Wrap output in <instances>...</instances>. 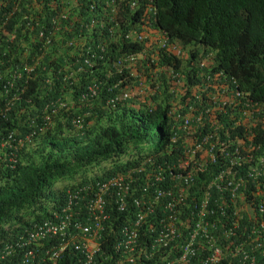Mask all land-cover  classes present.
Wrapping results in <instances>:
<instances>
[{"label":"clouds","instance_id":"clouds-1","mask_svg":"<svg viewBox=\"0 0 264 264\" xmlns=\"http://www.w3.org/2000/svg\"><path fill=\"white\" fill-rule=\"evenodd\" d=\"M156 14L155 0H42L36 6L24 0H0V47H22L23 59L32 49L29 40L43 41V47L68 34L71 39L55 50L57 55L70 51L76 60L75 69L72 65L65 67L62 79L58 80L62 93L44 108L39 132L27 125L31 131L17 141L16 147L10 142L12 133L1 143L0 150L7 147L12 151L8 158L5 154L0 157V167H13L22 150L27 154L44 152L39 137L55 124L52 119L60 111H67L75 104L86 107L91 101L102 105L99 97L104 90L107 95L103 109L107 112L117 111L121 106L135 110L140 105L151 110L152 101L165 87L176 106L165 113L170 134L167 150L173 152L174 161L149 168L153 163L149 156L139 167V171L149 170L152 174L140 193L142 197H134L135 178L130 174L117 177L101 185L99 194L84 204L81 214L79 194L90 188L94 182L90 180H95L98 172L92 170L74 184L71 182L75 176L56 184L53 195L57 198L60 190L66 188L65 200L53 201V206L62 205L55 209L50 204L48 214L38 222L42 223L40 227L62 228L59 233L65 235L67 247L57 264L63 260L68 246L77 242H81L90 264H204V261L211 263L216 252L219 260L211 264H264V243L255 254L260 255L258 261L250 260L248 257L254 254L245 249L247 231L255 227L264 231V105L247 91L242 72L233 68L225 72L211 66L214 52L204 56L203 47L183 48L178 42L171 43L166 31L157 27ZM119 40L132 47L136 44L140 49L113 56L107 63L105 79H93L105 56L109 57L107 49ZM194 49L202 50L197 57L191 54ZM41 58L24 66L22 71H15L32 75ZM77 75L91 80L80 93L75 89L74 96L73 80ZM48 84L49 80L45 79L44 85ZM124 94L130 98L118 100ZM3 99L6 100L0 107V117L7 116L19 102L18 98ZM237 105L243 108V119L235 118L230 125L231 113ZM95 115L84 113L70 118L71 132L81 131L85 123L89 128L94 127ZM76 120L79 123L75 127ZM66 123L65 119L61 120L64 127ZM239 128L242 134L232 139ZM81 181L83 185L78 186ZM115 182L119 186H114ZM123 188L128 193L124 209L119 210L117 199ZM111 190L116 194V213L132 215L130 221H123L116 230L104 225L108 220L105 193ZM134 201H149L150 206L138 224V215L144 210ZM128 207L136 211H128ZM245 212L257 218L244 223ZM15 219L4 225L7 238L13 235ZM132 229L136 239L130 249ZM203 229L208 230V238L201 236ZM105 233L109 234V245L117 258L94 263L91 258ZM59 238L48 236L43 247L57 249ZM14 241L7 240L6 244Z\"/></svg>","mask_w":264,"mask_h":264},{"label":"trees","instance_id":"trees-1","mask_svg":"<svg viewBox=\"0 0 264 264\" xmlns=\"http://www.w3.org/2000/svg\"><path fill=\"white\" fill-rule=\"evenodd\" d=\"M24 1L30 6H36L42 0ZM155 7L156 25L166 31L171 43L178 42L183 48L203 47L204 56L214 52L215 59L210 60L211 66L225 72L232 68L235 72H242L244 81L247 82V91L253 99L264 105V0H155ZM43 27L49 30L47 25ZM70 39L71 35L66 34L63 39H53L48 46L43 47V41L36 43L35 40L25 39L32 49L23 59L22 47H0V107L5 102V97L19 99L7 116L0 117V145L12 133L10 142L16 147L17 141L31 131L27 129L30 125L33 130L39 132L43 124L44 108L62 93L58 80L62 79L65 67L72 65L75 69L76 60L69 54L70 51L57 55L55 50L57 46L63 48ZM139 49L140 46L136 44L132 47L121 40L117 41L115 45L109 46L108 52L106 51L109 54L108 59L106 55L92 78L104 80V75L109 69L107 63L113 56H121L127 51ZM201 51L194 49L191 54L197 57ZM39 56L42 58L39 59V66L34 74L27 75L15 71H22L24 66L31 65ZM18 75L20 77H17ZM45 79L49 80L50 85H44ZM90 80L84 75H77L73 80L74 96L75 89L80 93ZM164 88L152 101L151 110L139 104V108L135 110L121 106L117 111L107 112L103 109L107 95L104 90L99 97L102 105L91 101L86 107L75 104L67 111H60V114L52 119L55 124L48 128L46 135L39 137L44 152L27 154L22 150L13 167H0V249L7 240L18 241L24 237L27 229L42 226L38 221L48 214L47 207L50 204L53 206V201L62 203L65 200L66 188H62L55 198L53 187L71 180L77 174L84 179L88 172H98L96 179L90 180L94 181L90 188L79 194L80 214L84 213V204L99 194L101 185L117 177L130 174L132 179L135 178L134 197H142L140 193L145 185H148L152 174L149 170L139 171V167L149 156V159L153 160L149 168L174 161L173 152L167 150L170 134L165 113L176 106L172 96L168 95ZM242 110L241 105L235 106L229 120L230 125L235 118L243 119ZM84 113L97 114L95 126L89 128L85 123L81 131L64 139V136L72 131L70 118ZM63 119L67 122L65 127L61 124ZM241 129L235 131L231 138L235 139L238 134L241 135ZM149 133L156 137L155 140L151 139ZM11 151V148H4L0 157L5 154L8 158ZM99 173L103 175L99 176ZM82 185L83 181L78 186ZM105 196L108 220L104 225H110L116 230L123 221H130L132 215L127 212L119 215L116 213L114 190L106 192ZM59 205L62 204L54 205L53 208L57 209ZM131 209L135 210L134 207L127 208L128 211ZM17 216L19 217L16 218ZM255 218V214L243 213L244 223H250ZM12 219H15L13 235L7 238L4 225ZM74 234L76 235V231ZM245 235V249L254 254L248 258L258 261L260 255L255 254L259 245L264 243V231L255 227ZM98 246L91 258L94 263L117 258L111 251L108 233L104 234ZM15 250L17 253L23 251H17L16 248ZM87 260L88 255L81 242H77L68 246L60 264H86ZM11 262L17 263V260L13 258ZM1 264H10L9 259Z\"/></svg>","mask_w":264,"mask_h":264},{"label":"built area","instance_id":"built-area-1","mask_svg":"<svg viewBox=\"0 0 264 264\" xmlns=\"http://www.w3.org/2000/svg\"><path fill=\"white\" fill-rule=\"evenodd\" d=\"M81 49V48H80ZM132 59V58H131ZM87 63V62H86ZM92 89V87H90ZM144 93V88H142ZM142 90L140 92H142ZM129 94H124L122 98L120 99H129ZM117 100V101H118ZM116 101H111V105L114 106ZM79 123V120L73 121V124L75 127ZM188 124V121L185 120V125ZM119 184L117 182L114 183V186ZM121 186V184H120ZM128 193V189L123 188L121 189V193H119V197L117 199V204L119 206V210L124 209L125 204V198ZM135 205L138 207H142L144 212L140 213L138 215V222L143 220L148 212L150 211V206L148 205L149 201H134ZM137 226V225H135ZM62 231V228H55L45 225L44 227H38L33 228L32 230L25 232V236L18 239V241H14L8 244H5L2 249H0V264L3 261H6L9 259L10 264H57L59 258L61 257V253L66 249L67 242L65 235L63 233H59ZM59 233V234H58ZM48 236H60V244L58 245V248H51V249H45L43 247V242ZM201 236L208 238V230L203 229ZM136 239V232L134 229L130 230V243L129 247L132 249V245L134 244V241ZM15 248L19 251V253L16 252ZM16 255H19V257H16ZM15 258L17 260V263L11 262V259ZM219 260V254L216 252L215 256L210 259L211 263H214V261ZM207 261H204V264H211ZM87 264H90V262H87Z\"/></svg>","mask_w":264,"mask_h":264},{"label":"rangeland","instance_id":"rangeland-1","mask_svg":"<svg viewBox=\"0 0 264 264\" xmlns=\"http://www.w3.org/2000/svg\"><path fill=\"white\" fill-rule=\"evenodd\" d=\"M93 124H94V122L91 123V125H93ZM73 134H74V132H70V133L67 134V136L68 135H71L72 136ZM149 136L151 137L152 140H155V138H156L153 134H150V133H149ZM35 148L36 147L33 146V149H35ZM36 159H38V158H36ZM80 176H81L80 174H77L75 176V179L71 182V184H74L76 182V179L79 180L80 179ZM60 186H61V184L57 185V187H60Z\"/></svg>","mask_w":264,"mask_h":264}]
</instances>
